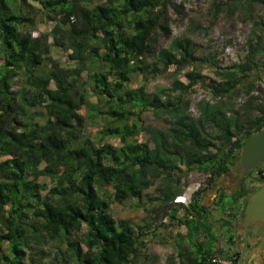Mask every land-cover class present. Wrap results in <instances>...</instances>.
I'll use <instances>...</instances> for the list:
<instances>
[{
    "label": "trees",
    "instance_id": "trees-1",
    "mask_svg": "<svg viewBox=\"0 0 264 264\" xmlns=\"http://www.w3.org/2000/svg\"><path fill=\"white\" fill-rule=\"evenodd\" d=\"M33 1L56 23L38 38L28 0H0V264H137L147 246L144 227L136 231L130 221L116 220L111 208L141 200L157 181L154 201L169 207L173 224L189 231L181 236L191 243L178 251L181 264L229 259L216 247L203 200L239 163L244 143L264 128V104L243 122L232 102L242 90L253 91L254 75L264 77V22L253 15L264 0H213V23L241 10L252 23L244 61L217 67V79L199 71L204 60L190 39H176L154 55L156 31L170 30L169 0H105L93 7L76 0ZM52 46L71 51L77 67L55 63ZM48 61L54 63L50 68ZM188 68L187 83L175 78L171 89L148 92L151 78L177 77ZM137 76L144 83L135 88ZM19 79L23 86L16 91ZM201 82L214 101L201 100L196 118L187 97ZM88 87L95 104L86 99ZM147 112L168 119L169 127L145 126ZM87 117L99 127L95 138L86 135ZM195 171L207 175L206 186L188 206L175 204L184 193L177 187L182 174ZM253 192L245 182L230 195L218 189L219 215L229 211L243 218Z\"/></svg>",
    "mask_w": 264,
    "mask_h": 264
},
{
    "label": "rangeland",
    "instance_id": "rangeland-1",
    "mask_svg": "<svg viewBox=\"0 0 264 264\" xmlns=\"http://www.w3.org/2000/svg\"><path fill=\"white\" fill-rule=\"evenodd\" d=\"M221 1L226 2V0ZM76 2L93 7L97 4H104L105 0H76ZM212 2L213 0H169L167 17L170 23V30L156 31L152 42L154 55L155 53L158 54L162 48H168L172 41L187 38L195 45L196 56L204 60V64L199 68V71L206 78L217 79V67L226 68L242 63L246 56V45L251 35L252 23L250 20L244 19L242 10L238 11L233 17L223 14L218 21L213 23L209 14ZM42 9V5L33 0H28L26 4V11L32 13L36 20V27L33 30V37L35 38H38L41 34H50L56 25L55 22L43 16ZM253 15L257 20L264 22V6L255 7ZM53 42V38H50L49 44H53ZM50 51L52 60L60 65L61 68L73 70L77 67L76 63L69 57L71 51L59 49L55 46H52ZM154 55L149 58V62H154ZM213 59L217 62V66L213 64ZM48 65L50 68L54 63L48 61ZM191 70L192 68H188L177 77L172 76L170 73H164L151 78L147 83L148 92L154 93L162 88L171 89L175 78L187 83L185 76ZM81 78L86 81L87 73H83ZM253 80L256 83L253 91L247 94L245 90H242L237 98L232 101L234 102L236 113L239 114L240 120L243 122L248 117L257 115L255 108L257 104H264V77L263 80H260L258 75H254ZM143 83L142 77L137 76L132 86L136 88ZM22 86V81L19 79L15 82L14 89L17 91ZM51 87L54 89L55 85L52 84ZM87 92L86 99L88 103L90 105L97 103V97L94 95L93 89L88 87ZM187 98L190 100L189 114L196 118L199 114L198 104L201 100L214 101L212 89L207 83L203 82ZM143 120L145 126H156L161 130L169 127L168 119L156 118L152 112L145 113ZM86 121V135L90 138H95L99 130L97 122L93 123L88 117ZM143 141L150 144L147 134H144ZM111 143L117 148L122 146L119 139H112ZM238 171V166H234L229 174L219 179L216 185L207 191L203 200V203L210 209V220L214 224V230L217 233L216 247L226 254L228 248L225 243V229H223L222 224L228 222L229 225L236 219L232 217L229 211L222 216L219 215L215 203L218 200L217 190L223 186L232 185L231 177L240 175ZM252 173V177L247 181V188L250 191L257 188L254 186L257 180H262L259 179V172L254 171ZM206 178L207 175L196 171L190 174H182L181 184L177 187L181 188L184 193L190 187L194 188L197 185L203 188L206 186ZM160 183L161 181H157L153 187L144 193L141 200L134 199L123 205L114 203L111 208V214L116 220L125 219L130 221L136 231L139 230L140 226L144 227L147 246L140 252L141 255L137 264H181L178 255L179 249L191 247V243L188 240L183 241L181 239V236H188L189 231L187 228L185 226L181 227L178 223L173 224L170 217L166 215L170 213V208L161 205L158 201H154L159 196L158 187ZM178 207L183 208V206ZM183 212L181 211L179 216L182 217ZM81 235L82 233L78 236L80 237ZM153 256H156L158 260L153 261ZM26 264L31 263L28 262Z\"/></svg>",
    "mask_w": 264,
    "mask_h": 264
},
{
    "label": "flooded vegetation",
    "instance_id": "flooded-vegetation-1",
    "mask_svg": "<svg viewBox=\"0 0 264 264\" xmlns=\"http://www.w3.org/2000/svg\"><path fill=\"white\" fill-rule=\"evenodd\" d=\"M237 166L240 175H235L233 178L231 177V181L233 182L232 185L223 186L221 188L222 191H226L229 195L235 193L244 182L247 186L248 179L253 175H251L252 172H260L261 170H264L263 164L250 174L244 175L239 163ZM262 185H264V180H257L254 183V186L257 187L254 189L255 192ZM247 189L249 190V188ZM224 234L225 243L228 248L227 256L229 257V259H226L227 264H264V223H248L245 225L244 216L243 218L239 217L225 227Z\"/></svg>",
    "mask_w": 264,
    "mask_h": 264
},
{
    "label": "water",
    "instance_id": "water-1",
    "mask_svg": "<svg viewBox=\"0 0 264 264\" xmlns=\"http://www.w3.org/2000/svg\"><path fill=\"white\" fill-rule=\"evenodd\" d=\"M264 164V128L254 134L241 149L239 166L244 175L250 174ZM244 223H264V185L253 193L244 210Z\"/></svg>",
    "mask_w": 264,
    "mask_h": 264
},
{
    "label": "built area",
    "instance_id": "built-area-1",
    "mask_svg": "<svg viewBox=\"0 0 264 264\" xmlns=\"http://www.w3.org/2000/svg\"><path fill=\"white\" fill-rule=\"evenodd\" d=\"M262 175L264 176V172H262ZM200 185H197L194 188H189L186 193H184L182 196L179 195L175 198L174 203L178 205H184L188 206L191 203L192 196L195 193V191L200 189ZM213 263L215 264H227V261L225 259H222L220 257L214 258Z\"/></svg>",
    "mask_w": 264,
    "mask_h": 264
}]
</instances>
